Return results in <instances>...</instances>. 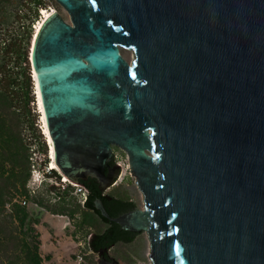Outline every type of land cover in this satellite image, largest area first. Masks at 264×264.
Masks as SVG:
<instances>
[{"label":"water","instance_id":"95a60500","mask_svg":"<svg viewBox=\"0 0 264 264\" xmlns=\"http://www.w3.org/2000/svg\"><path fill=\"white\" fill-rule=\"evenodd\" d=\"M55 1L28 61L57 175L106 191L116 146L144 208L93 206L151 264H264V0Z\"/></svg>","mask_w":264,"mask_h":264},{"label":"trees","instance_id":"16d2710c","mask_svg":"<svg viewBox=\"0 0 264 264\" xmlns=\"http://www.w3.org/2000/svg\"><path fill=\"white\" fill-rule=\"evenodd\" d=\"M45 6L44 0H0V264H16L20 259V264L41 263L38 253L39 241L29 243V235L19 240L18 236L14 235L16 231L13 230V224L17 222L16 226L20 230L25 228L27 231H33L38 218L37 214L29 212L25 206L17 203L15 196L18 192L27 193L26 180L29 178L31 165V144L24 142L20 126L22 122H28V130L38 141L39 147L43 150L45 147L41 132L33 128L34 122L29 119L33 115L30 102L33 101L31 91L34 88L28 61L29 44L42 19ZM9 21L11 23H8ZM13 22H21L19 28H13ZM114 163L113 158L109 164ZM52 173L59 180L56 171L52 170ZM79 181L87 189L83 207L107 223L103 232L90 234L87 240L89 249L97 253L101 248H108L119 241L131 242L138 233L123 230L119 224L101 217L94 209L93 200L100 198L111 217L133 210L136 208L135 203L102 191L101 183L96 177L89 176ZM67 186V189H74V186ZM52 188L54 187L49 191ZM67 189L62 191L63 195H57L60 201L52 213L73 216L77 212L80 203H74L76 198L74 195H68ZM7 204L10 205V213L5 214ZM5 215L9 221L4 218ZM3 220L6 221L1 224ZM8 245L20 247L22 257L17 256L13 260L10 257L3 258L4 251L9 249Z\"/></svg>","mask_w":264,"mask_h":264},{"label":"rangeland","instance_id":"374dc122","mask_svg":"<svg viewBox=\"0 0 264 264\" xmlns=\"http://www.w3.org/2000/svg\"><path fill=\"white\" fill-rule=\"evenodd\" d=\"M44 9H54L67 21L70 22L68 13L55 1L44 0ZM29 13V12H28ZM8 23H11L9 21ZM36 23V22H35ZM13 28H19L21 22H13ZM34 27V26H33ZM11 28V26H8ZM122 49H125L122 47ZM127 50V49H125ZM128 51V56L125 57L128 62L133 58L132 51ZM32 79V77H31ZM33 82V81H32ZM33 101L30 102V109L32 112L33 128L40 131L39 114L35 105L34 90L31 91ZM24 142L31 144L30 148V175L26 180L27 193H17L15 201L22 206H25L29 212L38 215L36 224L34 223V230L27 231L25 228H18L17 222L13 224L14 235H17L19 240L25 235H29L27 241L34 243L39 241L38 253L41 257L40 264H98L97 253L91 251L87 245V240L91 233L101 232L107 227V223L102 221L96 214L85 209L82 205L83 196L78 192L77 184L74 189H67V185L73 186V182H61L57 180L52 171L46 174L44 160L46 157V145L44 143V150L39 147L30 130H28V122H22L20 125ZM41 132V131H40ZM113 158L115 163L120 166L119 179L116 184L110 187L106 192L111 193L117 197L128 199L135 203L136 208L143 209V195L135 183V177L130 173L127 154L116 146H112ZM35 170V171H34ZM33 175V176H32ZM46 176V177H45ZM52 188L51 191L49 189ZM68 190V195H74L76 201L80 203L77 212L73 216L66 214L52 213L53 209L60 201L57 195H63L62 191ZM68 197V196H66ZM25 203L23 204V200ZM10 205L5 207V214L10 213ZM49 210V211H48ZM9 221V218L4 217ZM3 220L1 224H4ZM11 226V225H10ZM20 243V242H19ZM3 254V258L10 257L13 260L15 257H22L20 247L9 246ZM109 254L116 259L119 264H151L149 259V241L145 231L138 233L135 238L128 243L118 242L110 250ZM77 255L82 257V261H77ZM21 260V259H20ZM19 260V261H20ZM18 261V262H19ZM16 262V264H20Z\"/></svg>","mask_w":264,"mask_h":264},{"label":"bare ground","instance_id":"6f19581e","mask_svg":"<svg viewBox=\"0 0 264 264\" xmlns=\"http://www.w3.org/2000/svg\"><path fill=\"white\" fill-rule=\"evenodd\" d=\"M54 9H43V15H42V19L39 23V25L37 26V28L35 29V33L33 35V41L36 37V34L38 33V31L40 30V28L42 27L43 23L52 15V13H54ZM41 15V14H40ZM41 18V17H40ZM120 50V53L122 54V56L125 58L128 56V51L125 50V49H122V47L119 49ZM126 59V58H125ZM33 79L32 81L34 82L33 84V88H34V96H35V103H36V109H37V112L39 114V123H40V131L41 133H44L45 135V139H47L48 143H49V146H50V157L47 161V164L46 166L51 169V170H55L54 167H53V164H52V147H51V142H50V138H49V135H48V131H47V128H46V124H45V120H44V117H43V113H42V107H41V101H40V94H39V88H38V79H37V75L33 72ZM45 141V140H44ZM61 175V174H60ZM60 179H61V182H70L69 180L65 179L62 175L60 176ZM77 184H73V186H76Z\"/></svg>","mask_w":264,"mask_h":264},{"label":"built area","instance_id":"2783aa9c","mask_svg":"<svg viewBox=\"0 0 264 264\" xmlns=\"http://www.w3.org/2000/svg\"><path fill=\"white\" fill-rule=\"evenodd\" d=\"M46 10V9H45ZM42 11V10H41ZM40 11V12H41ZM40 19V17H39ZM47 159L44 160V163H45V170H46V174H48L50 171H52L51 169H49L46 164H47ZM35 171V170H34ZM33 176V175H32ZM46 177V176H45ZM65 183V182H63ZM78 187V186H76ZM78 192L83 196V200L85 199L86 195H87V189L85 187H83L82 185L78 187ZM23 204L25 203V199L22 201ZM77 261L80 263L82 261V257L80 255H77Z\"/></svg>","mask_w":264,"mask_h":264},{"label":"flooded vegetation","instance_id":"af4514ba","mask_svg":"<svg viewBox=\"0 0 264 264\" xmlns=\"http://www.w3.org/2000/svg\"><path fill=\"white\" fill-rule=\"evenodd\" d=\"M106 228H107V227H106ZM106 228L103 229L101 232H103L104 230H106ZM132 233H136V232H132ZM139 233H140V232H139ZM134 238H135V237H134ZM119 242H123V241H119ZM116 243H118V242H116ZM116 243L112 244V245L109 246L108 248L106 247V249H108V250L105 251L103 255L98 254V252H97V255H98L97 263H98L99 260L103 261V260L108 259V258L111 257V255L109 254V250H110V249H111ZM125 243H128V242H125ZM98 251H99V250H98Z\"/></svg>","mask_w":264,"mask_h":264}]
</instances>
